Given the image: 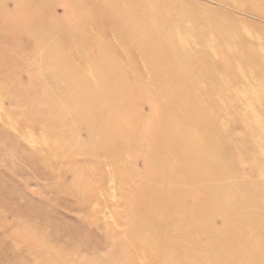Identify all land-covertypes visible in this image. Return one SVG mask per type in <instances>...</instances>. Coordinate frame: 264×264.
I'll use <instances>...</instances> for the list:
<instances>
[{
	"label": "rangeland",
	"instance_id": "obj_1",
	"mask_svg": "<svg viewBox=\"0 0 264 264\" xmlns=\"http://www.w3.org/2000/svg\"><path fill=\"white\" fill-rule=\"evenodd\" d=\"M88 1L91 0H0V212L5 206L15 210L7 225L17 230L16 236H32L48 243L47 246L33 241L28 250L47 254L50 246L54 247L56 256L48 259L50 263L64 254L69 264H177L182 257L198 260L199 264H224L222 261L233 259L243 244L264 233L258 220L247 219L243 214L246 172L250 170L243 157L247 137L251 140L249 155L253 161L250 197L257 200L264 191V119L256 120L248 131L242 129L246 104L255 107L250 109L253 113L259 111L256 100H264V0H230L228 8L203 1L166 0L176 6L169 22L178 36V52L192 47L197 52L192 57L198 67L215 73L200 85L201 93L215 91L214 98L205 99L200 105L202 108L208 104L213 111L199 116L197 121L211 119L217 129L198 126L195 133L199 138L213 140L204 144V149L214 154L212 161H203L207 170L211 174L224 171L228 177L217 192L222 196L231 190L237 193L229 197L231 230L219 218L224 213L218 207L187 222L185 209L198 185L206 184L204 176L186 173L174 177L176 189L172 201L169 199L163 183L171 180L166 173L171 142L155 132L161 123L160 99L128 91L124 103L118 102L115 110L96 121L87 120L89 102H97L100 96L105 102L108 96L122 93L127 85L123 78L120 86L101 87V76L108 79L115 74L111 55H105V66L100 67L92 53L97 41L92 35L101 30L98 22H103L100 11L127 0H100L95 10L85 8ZM39 5L42 16L37 15ZM236 7L244 12H234ZM141 22L134 21L138 28ZM119 36L116 39L120 40ZM167 38L166 34L159 36ZM67 39L73 41L72 45ZM102 40L98 41L100 47L106 45V39ZM120 53L117 56L121 63H134L133 54L137 52L125 49ZM225 55L228 59H224ZM53 58L59 59L57 65L52 64ZM223 64L227 71L221 74ZM68 71L79 72L78 82L82 85L94 81L98 88L80 94L78 85L70 83ZM153 80L151 74L145 77L146 83ZM71 90L76 96L69 99L65 94ZM151 97L152 110L145 102ZM53 108L58 112L45 113ZM117 116L114 125L113 118ZM130 118L135 122L127 134L123 121ZM84 120L85 126L79 124ZM51 123L61 124L58 134L49 132ZM220 138L228 140L225 147L219 144ZM99 145L108 154L99 155L102 150L96 153ZM133 145H137L134 152L142 157L131 155ZM149 153L156 155L157 163L147 171L143 156ZM36 176L45 181H40L41 187L29 188L30 196L49 195L55 199L54 206L48 209L54 219L48 224L36 217L45 212L40 206L30 204L25 208L27 201L20 192L25 187L22 181ZM13 182L19 183L21 189ZM205 198L201 197L202 204L209 201ZM166 203L172 205L170 214L163 212ZM59 218L67 225L64 251L58 238ZM212 229L216 230L214 234ZM5 231L0 220V236ZM180 235L183 245L179 248ZM259 246L264 247V242ZM201 247L205 249L202 251ZM0 264H9L4 254L0 255Z\"/></svg>",
	"mask_w": 264,
	"mask_h": 264
},
{
	"label": "bare ground",
	"instance_id": "obj_2",
	"mask_svg": "<svg viewBox=\"0 0 264 264\" xmlns=\"http://www.w3.org/2000/svg\"><path fill=\"white\" fill-rule=\"evenodd\" d=\"M189 1L190 0H188V2ZM201 1L208 2L218 7H224V8H228L230 4L229 3L230 0H193L194 3L196 2L201 3ZM99 2L100 0L88 1L89 5L87 4L85 8L95 10L98 7ZM159 2H161L162 4H159ZM37 9H39V11L37 10V15L39 16L43 13V8L42 6L39 5ZM206 9L207 11H211V8L209 6H206ZM175 10H176V6L167 3L166 0H127V2L114 4V6L108 10L100 11L101 12L100 16L101 19H103V22L102 20H100L102 23L98 22V24H100L99 26L101 27V30L92 35L93 38L97 39V41L93 43V49H92V53H95L93 55L94 62H97L98 66L104 67L105 55L107 53L110 54L111 55L110 56L111 58L109 57L110 65H112L111 67L112 69H114V73L118 77V78L116 76L114 77L115 74L113 75L112 78H108V79H105L103 76H101L100 86L102 87L103 84L105 86H110V87H112V84L114 86L115 85L120 86V83H122L123 81L120 82L119 80L123 78L127 81V85L124 86V88L122 89L123 91L122 93L117 95L114 94L113 96H108L107 98H105V102H103L102 96L98 97L97 102L95 103L89 102L88 109L90 111V115L87 120L89 122L96 121L98 119L103 118L106 112L110 110L111 111L115 110V107H117L118 102L124 103L126 99V92L128 91L138 93L141 95L147 94L148 96H152V97L154 96L160 99L162 101L161 123L160 126L157 128L158 130H156L155 132L161 139L164 138L167 140L168 138L170 139L171 142L168 153L169 159L167 160L166 163V173L170 174L171 180H166L163 183V186L168 188V192L170 194L169 199H171L172 201V198L174 196L173 195L174 190L176 189V184L173 182L174 177L179 178L185 176L186 173L189 174L196 173L197 177L198 176L201 177L202 175L204 176L205 179L204 181H206V184L204 183V185H200V186L198 185V190L193 195L191 204L186 207L185 217H187V215L189 216V221L187 222L191 223L198 218L200 213L208 212L211 208L218 207L220 211L224 213L219 218L225 221V227L228 230H231L233 223L231 220H229L230 222H228L229 215L231 212L230 208L232 206V200L230 198L233 196V194L237 195V193L231 190V192H229L227 196H222L220 193L217 192V188L218 189L222 188L223 184L228 179V177H226V173L224 171L218 174H211L207 170L206 163L204 164L203 161L205 160L212 161L214 154L212 153L213 151L210 149L205 150L204 144L208 141L212 142L213 140L211 137L199 138L195 133V130L199 128L213 129L215 127V129H217V126H215V121H212L211 119L203 120V122L197 121L199 116H202L207 112L210 113L213 111L212 107L210 105L208 106V104L207 106H203L202 108L200 107V105L202 101H206L205 99L209 100L210 97L214 98L215 91L211 90L210 93L208 91L205 93H201L200 85L208 79L211 80V78L215 75V73H210L209 71H205V70L202 71L198 67L197 65L198 63L196 62V60H194L196 58L194 56L192 57L194 53V49L192 47L186 52H182V53L178 52V36L177 33L174 31V29L171 28L169 22V17L172 16V13ZM234 12L242 14L244 11H241L238 7H236ZM136 20H138L139 22L140 20L142 21L140 25L138 23L140 28H138V26L136 27L134 23V21ZM162 34L168 35V38L159 39V36ZM116 36H119L120 40L116 39L118 38ZM193 36H198V35L196 34ZM102 38L104 40L106 39L105 41L106 45L101 44L100 47L98 41L99 43H101L103 41ZM66 42L68 43V45H72L73 43L71 39L70 40L67 39ZM125 49H129L137 52L133 54L134 63H131L129 65H124L119 60L120 58H118L117 53L123 52ZM140 50H145L148 53L142 54ZM194 54H197V52H195ZM224 59H228V56L225 55ZM57 60L59 61L58 58H53L51 60L52 64L57 65ZM256 60L259 61V58ZM221 66L223 67H221L220 73L223 74L222 72L227 71L226 64L225 66L224 64ZM234 66L236 67V65ZM262 73L264 75V72ZM149 74L153 75L154 78L153 82H149L150 84L146 83L145 81V77H147ZM79 76H80L79 72L68 73V77H70L68 78L70 79V83L73 84L74 86L78 85V88L76 87V89H79L80 94H83V92H87L91 90V88L94 87L96 89L98 88L97 82L94 81H90V83H85L82 85L81 83H79L80 82V80L78 79L80 78ZM250 85L248 86L252 88V85L251 86ZM252 89H248V90L252 91ZM236 92H238V90ZM238 94L240 93L238 92ZM65 96L69 99H72V97L73 96L75 97L76 94L73 95V91L71 90L68 91L67 95L65 94ZM152 97L150 98L151 100L148 98L149 100L146 99L145 101L146 104H148V106L150 107V110H152V102L154 101ZM100 104L103 106H101V108L98 109L97 107ZM255 105L259 108V111L254 110L255 113L253 112L254 113L253 114L250 111V109L253 108L255 109V107L250 108L249 105L246 104L245 118H244L245 128H242V129H246V131L250 129V127L254 124L256 120L264 119V100L263 101L256 100ZM228 109L229 108L227 107L226 110L228 111ZM52 111L58 112L55 108H53V110L47 109L45 113L53 114ZM117 120H118V116L113 118L114 125ZM134 122L135 120H133L132 118L124 119L123 129L127 134L129 132L128 129L131 127V125H133ZM79 124L85 126L86 121L85 120L83 122L81 121L79 122ZM60 126H61L60 123H51V130H49V132L58 134L61 128ZM198 126L200 127L198 128ZM194 127L197 128L193 129ZM173 129L174 131L172 132ZM99 134L100 133L98 132V135ZM102 135L103 133L100 135V137ZM219 140H218L219 144L221 142L224 145L223 147H225L226 145L225 143H227L228 140L226 138L225 141H223L224 139L222 140V138H220ZM245 145L246 148L243 150V154H244L243 157L245 159L244 165L250 166V170L246 172L247 173L245 180L246 193L244 194L246 197V203L243 207V214L245 218L248 219L253 217L264 226L263 223L264 191L262 192V196L257 200L255 199L256 197L254 198L250 197L251 194L250 189L252 185L251 168H253L252 165L253 161L250 159V155H249L251 149V140L248 137L245 141ZM136 148L137 145H133L130 152L132 156L138 157L141 154L134 152ZM256 148L260 149L259 147ZM99 150H102L100 151L99 155L108 154L105 150L102 149L100 145L94 151L98 153ZM114 150L115 153H117V150L116 149ZM254 151L255 150H253V152ZM260 151L263 154L262 149ZM151 153H149L145 157L143 156V158L145 159V165L147 171L148 168L150 167L152 168V166L157 163L156 155H153ZM238 156L239 157L242 156L240 155V152L238 153ZM261 160H263L261 162H263L262 165L264 169V158ZM96 163L97 165H99L98 162ZM254 167L258 168V166L255 165ZM40 181H45V179L42 178L41 176H36L32 178L30 177L22 181V185L25 186L23 189L20 188L19 183L17 184L13 182L14 183L13 185L20 188L21 189L20 192H22V195L25 196V199L27 201L25 202L26 203L25 208L27 207L28 209L29 205L32 204V205L40 206L41 209L45 211L43 212L42 215L36 214V217L42 224H48L52 222L54 219V215H52L48 209L54 206L53 200L55 199L52 200V197L49 195H44L43 197L36 198L35 196L34 197L30 196V194L27 192L28 189L32 188L33 186L41 187ZM203 195L204 198L206 195L207 197L205 199L209 200L208 202L207 200L206 202H203L204 204L201 203V197ZM59 201L60 199H58V202ZM166 204L167 206H164L163 212L165 214H170L172 212L171 209L172 205L168 203ZM12 208L16 209V207H12ZM17 208L21 210L20 209L21 207L20 208L17 207ZM14 211L15 210L5 206V208L0 212V220H3L6 228L5 233L2 236H0V255L4 254L9 264H69V260L67 261L66 256L64 254L58 257L57 259L58 261L52 263L48 262L49 258L56 256L54 253L53 246H50L47 254L38 253L37 251H33V249H29L30 250L29 251L28 245L32 244L33 241L35 244H40V245L45 244L47 246L48 243L46 241L43 240L41 241L39 239L33 238L32 236L23 237L22 239L16 236L17 230L7 225L9 217L14 213ZM183 220L184 219H182V221ZM59 223H60V228L58 232L59 234L58 238L60 240V249L64 251L67 247V240L65 239L67 234V229H66L67 225L66 223L61 221L60 218H59ZM211 232L214 234L216 230L212 229ZM182 239H183V235H180L179 244H178L179 248L182 247L183 245V243L181 242ZM263 242H264V233H261V236H259L256 240H254L251 243H245L243 244V246H241L240 249H237L236 255L233 259H229V260L224 259L222 262H224V264H239L240 261L241 264H264L261 263L264 260V247L259 246V244H263ZM204 245H206L205 242ZM200 249H202L203 251V249L205 248L201 247ZM28 255H31V259L28 258ZM46 261L47 263H45ZM177 264H199V262L198 260L194 261L188 257H182Z\"/></svg>",
	"mask_w": 264,
	"mask_h": 264
}]
</instances>
